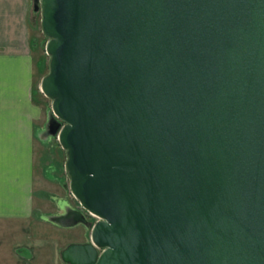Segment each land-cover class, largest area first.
<instances>
[{
	"label": "water",
	"instance_id": "1",
	"mask_svg": "<svg viewBox=\"0 0 264 264\" xmlns=\"http://www.w3.org/2000/svg\"><path fill=\"white\" fill-rule=\"evenodd\" d=\"M35 1L49 130L97 219L62 261L264 264V0Z\"/></svg>",
	"mask_w": 264,
	"mask_h": 264
},
{
	"label": "crops",
	"instance_id": "2",
	"mask_svg": "<svg viewBox=\"0 0 264 264\" xmlns=\"http://www.w3.org/2000/svg\"><path fill=\"white\" fill-rule=\"evenodd\" d=\"M30 1L0 0V264H27L17 254L20 249L43 264L46 249L44 242L32 240L34 140L41 109L33 89ZM58 208L65 212L56 222L83 216L77 209Z\"/></svg>",
	"mask_w": 264,
	"mask_h": 264
},
{
	"label": "rangeland",
	"instance_id": "3",
	"mask_svg": "<svg viewBox=\"0 0 264 264\" xmlns=\"http://www.w3.org/2000/svg\"><path fill=\"white\" fill-rule=\"evenodd\" d=\"M30 3L28 30L34 61L33 89L39 95L38 103L41 109L40 118L36 122L34 140L36 193L34 194L32 240L33 243L44 242L46 249L43 264H67L61 259L62 251L73 244H88L91 227L97 219L88 215L73 198L66 171V151L60 146L57 133L53 135L49 130L50 119L55 121L57 118L51 114V100L45 97L39 88L41 80L49 71V56L45 53L48 38L41 29L40 2L31 0ZM60 206H66L70 210L77 209L84 217L72 214L65 218L66 221L56 222L57 216L65 212L58 208ZM17 254L28 259L27 264H39L38 259L36 261L30 251L20 249L17 250Z\"/></svg>",
	"mask_w": 264,
	"mask_h": 264
},
{
	"label": "flooded vegetation",
	"instance_id": "4",
	"mask_svg": "<svg viewBox=\"0 0 264 264\" xmlns=\"http://www.w3.org/2000/svg\"><path fill=\"white\" fill-rule=\"evenodd\" d=\"M65 221H66V220H65ZM65 221H64V222H65Z\"/></svg>",
	"mask_w": 264,
	"mask_h": 264
}]
</instances>
